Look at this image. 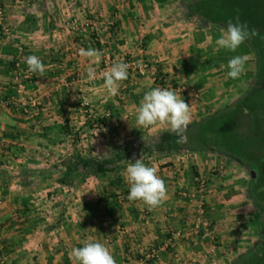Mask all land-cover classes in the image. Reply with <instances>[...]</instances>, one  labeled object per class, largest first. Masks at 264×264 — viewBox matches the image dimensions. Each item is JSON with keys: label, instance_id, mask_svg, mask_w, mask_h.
<instances>
[{"label": "crops", "instance_id": "obj_1", "mask_svg": "<svg viewBox=\"0 0 264 264\" xmlns=\"http://www.w3.org/2000/svg\"><path fill=\"white\" fill-rule=\"evenodd\" d=\"M192 1L0 0V264H73L71 250L89 238L104 243L116 264H135L151 249L145 264H230L255 242L259 220L244 173L210 151L142 158L168 190L154 209L127 198V163L117 186H108L107 172L57 182L60 162L75 152L97 158L156 136L167 148L178 145L167 126L136 123L156 74L191 106V123L251 86L256 63L247 43L217 51L215 40L227 26L200 25ZM89 47L104 53L93 81L91 61L79 55ZM29 55L43 61L42 75L28 71ZM236 55L249 60L244 74L231 79L227 64ZM118 61L128 63V79L112 97L98 71ZM139 62L146 64L141 73L131 66ZM196 178L205 181L201 198ZM199 199L204 215L193 233Z\"/></svg>", "mask_w": 264, "mask_h": 264}, {"label": "trees", "instance_id": "obj_2", "mask_svg": "<svg viewBox=\"0 0 264 264\" xmlns=\"http://www.w3.org/2000/svg\"><path fill=\"white\" fill-rule=\"evenodd\" d=\"M189 8L200 25L213 22L227 26L231 20L247 24L249 30L258 32L256 37L246 41L256 63L251 86L221 111L189 124L185 133L186 144L167 148L166 140L156 136L149 138L151 143L146 138H140L131 144L115 146L97 158L81 157L75 152L60 162L63 171L57 182L69 185L71 174L107 172L112 175L108 186H117L121 182L118 172L127 161L135 162V159L166 150L173 153L182 150L210 151L226 158L247 175L246 197L259 220L255 242L230 264H264V0H193ZM162 77V74H156L155 81L160 83Z\"/></svg>", "mask_w": 264, "mask_h": 264}, {"label": "clouds", "instance_id": "obj_3", "mask_svg": "<svg viewBox=\"0 0 264 264\" xmlns=\"http://www.w3.org/2000/svg\"><path fill=\"white\" fill-rule=\"evenodd\" d=\"M257 35L258 32L255 29L249 30L247 24L233 23L229 20L226 29H222L221 35L215 40L216 50L225 49L235 52L242 44ZM79 55L91 61L87 67V79L95 80L98 62L104 53L99 49L89 47L87 50L81 48ZM248 60L247 55L232 57L227 64V77L240 78L245 72V64ZM25 63L31 73L42 75L46 70L43 61L36 55L25 57ZM128 67V64L118 61L102 73L103 87L112 97L119 95L121 82L128 79ZM244 114H247L246 109ZM191 119V106L170 87H155L146 91L136 109L138 126L144 128L158 124L167 126L169 131L178 137L176 140L178 144L187 143L185 133ZM125 175L129 185L127 197L129 200L142 201L151 209L162 205L167 200V186L158 174L157 168L147 166L141 158L135 159L134 163L127 161ZM70 257L73 264H116L110 249L104 243L93 241L90 238L83 242L82 247H74L70 252Z\"/></svg>", "mask_w": 264, "mask_h": 264}, {"label": "built area", "instance_id": "obj_4", "mask_svg": "<svg viewBox=\"0 0 264 264\" xmlns=\"http://www.w3.org/2000/svg\"><path fill=\"white\" fill-rule=\"evenodd\" d=\"M2 14H1V8H0V22L2 20ZM128 64V63H126ZM129 66V65H128ZM132 69L138 71L139 73L143 72V70L146 68V64L144 62H139V63H135L132 64ZM109 67L108 66H104L103 68L99 69V74L102 77V73L104 71H106ZM129 68V67H128ZM167 84V81H165V78L161 79L160 83H156L157 87H162L165 88ZM217 171V172H215ZM214 173H219V169H215ZM205 190V181L203 178H196L195 179V192L196 194L201 198L202 194ZM204 215V210L202 208V203L200 201V199L197 201V208H196V218H195V223L193 225V233L197 232V222L200 220V218H203ZM175 235H181L178 231L175 232ZM155 251L154 250H149L144 256L142 257H138L135 260V264H145L148 260L152 259L154 257Z\"/></svg>", "mask_w": 264, "mask_h": 264}, {"label": "rangeland", "instance_id": "obj_5", "mask_svg": "<svg viewBox=\"0 0 264 264\" xmlns=\"http://www.w3.org/2000/svg\"><path fill=\"white\" fill-rule=\"evenodd\" d=\"M230 164L233 165L231 162H230ZM233 166H235V165H233ZM235 167L238 168V166H235ZM216 169H218V168H216ZM215 172H217V171H215ZM244 176H245V178H247V175L246 174H244Z\"/></svg>", "mask_w": 264, "mask_h": 264}, {"label": "water", "instance_id": "obj_6", "mask_svg": "<svg viewBox=\"0 0 264 264\" xmlns=\"http://www.w3.org/2000/svg\"><path fill=\"white\" fill-rule=\"evenodd\" d=\"M254 176V173L253 172H251V177H253Z\"/></svg>", "mask_w": 264, "mask_h": 264}, {"label": "flooded vegetation", "instance_id": "obj_7", "mask_svg": "<svg viewBox=\"0 0 264 264\" xmlns=\"http://www.w3.org/2000/svg\"><path fill=\"white\" fill-rule=\"evenodd\" d=\"M264 74V73H263Z\"/></svg>", "mask_w": 264, "mask_h": 264}]
</instances>
